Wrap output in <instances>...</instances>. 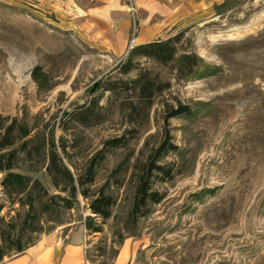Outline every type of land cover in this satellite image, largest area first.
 <instances>
[{"label": "rangeland", "instance_id": "1", "mask_svg": "<svg viewBox=\"0 0 264 264\" xmlns=\"http://www.w3.org/2000/svg\"><path fill=\"white\" fill-rule=\"evenodd\" d=\"M178 33L171 63L136 59L170 83L144 118L129 120L122 104L127 95L106 92L105 121L59 127L66 112L91 99L96 81L136 75L119 72L135 45ZM184 52L200 58L188 76L177 70ZM36 66L49 75L48 88L33 78ZM178 102L195 113L170 120L180 150L163 162L174 165L175 177L155 183L163 200L131 225L133 170L113 171L127 156L130 165L146 157L162 138L166 105ZM15 116L33 134L53 129L57 142L63 138L73 171L108 139L137 131L128 146L107 152L89 198L79 194L73 208L47 213L36 201L38 230L24 240L79 244L82 264H116L121 254L123 264H264V0H0V118ZM45 163L20 154L15 170L41 180L49 195L60 193ZM3 176L0 238L25 217L29 194L10 197ZM104 185L116 199L105 220L89 208ZM89 223L102 230H90ZM50 251L42 256L47 264Z\"/></svg>", "mask_w": 264, "mask_h": 264}, {"label": "trees", "instance_id": "2", "mask_svg": "<svg viewBox=\"0 0 264 264\" xmlns=\"http://www.w3.org/2000/svg\"><path fill=\"white\" fill-rule=\"evenodd\" d=\"M181 37L182 34L178 33L167 38H158L135 45L128 58L120 63L119 72L127 75L136 71V75L131 78L107 77L96 81L89 89L92 95L91 99L77 106L73 111L66 112L67 118H61L59 127L63 130L69 129L70 121H76L85 126L105 121L111 107L102 104L106 92L116 98L122 94L127 95L128 98L122 104L126 105L125 109L129 120L136 121L137 118H144L155 95L164 92L170 87V83L159 80L157 76L153 75L151 69L136 59H150L167 65L175 59ZM199 62L200 58L195 52L182 53L177 62L178 74L180 76L192 74ZM32 76L41 88L50 86L49 75L42 70L41 66H36L33 69ZM194 113L195 110L189 104L182 102H178L177 105L167 104L162 126V138L158 144L150 149L143 160L130 165V156H127L114 169V175L131 167L133 170L135 192L128 216L129 224L136 225L141 217L150 212L152 204L160 203L163 200L164 194L155 189V183L166 182L175 177L174 165L163 162V160L180 150V146L174 141L170 120L176 117L191 116ZM5 120H10V123L6 125ZM32 132L33 129L29 124L17 116L0 118V172L4 173L1 186L10 197L29 191L26 202L28 208L21 223L18 226L12 225V229L8 233L3 230V237L0 238V259L8 255V251L9 253H19L33 245L32 241L24 240V236L27 232L38 230L35 225L39 219V213L35 207L36 201L42 202V212L47 213L54 211L56 206L73 208L79 194L89 198L91 196L89 185L94 183L97 168L105 159L107 152L111 148L128 146L137 131H131L134 133L130 136L123 134L108 139L103 148L94 154L85 166L82 168L74 166V171L65 162V159L70 155L67 145L62 142L63 138H61V143L57 142L53 129L49 133L33 134ZM20 154H24L27 160H33L34 157L45 160V169L60 193L49 195L41 180L33 179L28 174L16 171ZM106 186L104 185L89 203V208L94 216L102 217L104 220L111 217V209L116 203V199L112 195L105 193ZM45 197L46 201H42V198ZM87 226L94 232L102 230L101 226H95L94 223H89Z\"/></svg>", "mask_w": 264, "mask_h": 264}, {"label": "crops", "instance_id": "3", "mask_svg": "<svg viewBox=\"0 0 264 264\" xmlns=\"http://www.w3.org/2000/svg\"><path fill=\"white\" fill-rule=\"evenodd\" d=\"M80 247L79 244L73 242L61 243L56 239L48 238V240L30 246L14 256H5L0 259V264H47L43 261L45 257L42 258V256L45 254L44 251L49 249L51 250L49 253L51 255L49 264H82L78 257ZM125 259L126 257L121 254L116 264H123Z\"/></svg>", "mask_w": 264, "mask_h": 264}]
</instances>
